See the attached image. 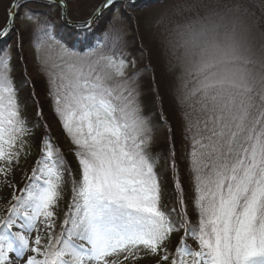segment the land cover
<instances>
[{
  "label": "snow or ice",
  "instance_id": "snow-or-ice-1",
  "mask_svg": "<svg viewBox=\"0 0 264 264\" xmlns=\"http://www.w3.org/2000/svg\"><path fill=\"white\" fill-rule=\"evenodd\" d=\"M134 7V0H105L77 28H89L103 9L122 14L115 19ZM39 15L29 9L25 18ZM156 23L176 60L170 70L180 69L175 98L191 144L188 174L197 224L187 219V191L179 170L172 171L174 148L166 159L154 154L155 131L165 119L148 107L144 74H126L125 59L96 53L107 33L103 42L89 45V36L76 32L71 39L81 41L82 52L55 37L47 21L38 22L34 35L53 42L48 47L57 52L59 63L45 61L43 67L77 171L45 132L20 194L5 181L12 194L0 220V264H124L146 256L158 257L154 264H264V3L169 0ZM9 31L6 26L0 37ZM11 59L10 48L0 49V161L8 165L19 162L20 149L35 140V123L29 126L10 76ZM157 98L162 108L158 87L152 103ZM36 104L39 118L43 111ZM0 174L7 170L0 167ZM166 182L173 205L162 208ZM68 185L71 203L57 234L55 210ZM180 231L169 256L171 236ZM189 238L198 250L186 243Z\"/></svg>",
  "mask_w": 264,
  "mask_h": 264
},
{
  "label": "rangeland",
  "instance_id": "rangeland-1",
  "mask_svg": "<svg viewBox=\"0 0 264 264\" xmlns=\"http://www.w3.org/2000/svg\"><path fill=\"white\" fill-rule=\"evenodd\" d=\"M14 0H0V31H2L8 23V10ZM67 5V15L71 22H84L88 20L93 12L98 9L105 0H63ZM169 0H165V3H159L158 0H141L135 2L134 8H128L127 14L123 15V18L119 17L122 14L116 13L112 9L105 10L94 25L88 29H83L85 34L90 36L95 30H98V34L92 36L94 40L90 43L95 42L96 39H100L103 42L104 34L107 33L109 40L103 42V46L97 48L95 51L97 54L103 53L110 55L113 59L119 62L120 59H125L127 62L126 74H131L132 72L140 71L144 74L150 73L151 69L148 68V60L153 54L155 45L163 43V28L157 25L156 21L159 19L164 8L167 7ZM256 3H264V0H255ZM22 6L18 8V13L16 19L13 23L14 29L9 31V34L0 39V43L5 44L3 49L11 50V73H15L16 66L18 63L21 64V72L24 73V82H22V91L18 90V97L24 101V105L41 102L46 104V113H43L42 117H39L38 125L41 126L42 131L48 132V135L54 140L57 145L61 148L67 157H71L73 161L74 172L77 171V164L74 156L67 154V149L70 145V141L65 136L62 127L60 126L58 120L56 119L55 113L52 110V98L49 94V85L47 78V71L43 67L45 61L51 65L52 63H59L57 60V52L55 47H48L51 41H42L37 36L34 35V31L38 26V22L47 21L52 25L53 35L57 38L65 39L69 45H74L77 50L85 51L82 46L79 47L81 42L79 39L73 41L70 36L62 33L61 28L63 24L61 22V8L56 5H51L43 2H26L21 4ZM33 10L36 13H40L38 20H28L25 18V13L27 10ZM96 24V25H95ZM96 32V31H95ZM11 38V39H10ZM133 38H138L140 41L138 44ZM10 39V40H9ZM9 40V41H8ZM78 43V44H77ZM37 44L40 46L37 47ZM164 46V44H163ZM163 46H161L163 48ZM176 60L172 56L171 52L166 51L163 56L162 69L168 77V87L171 93V101L176 103L175 92L179 85V80L177 77L180 74V69L178 67L170 70L171 65L175 64ZM145 68L147 71L145 72ZM13 81V80H12ZM36 82V83H35ZM37 84L39 88L41 83L45 85L44 92H42L45 97L39 95L38 99L34 97L32 91V85ZM14 84V83H13ZM142 90L143 83L141 81ZM39 92V91H38ZM144 93V91H143ZM40 94V92L38 93ZM145 95V93H144ZM169 100H167L168 103ZM149 106V105H148ZM170 111V109H168ZM168 111V112H169ZM28 116V115H27ZM29 118V116H28ZM33 118H36L34 115ZM45 121V123L42 121ZM29 118V123H30ZM47 125V127H44ZM35 140H29L28 143L20 149V159L19 162H13L8 165L4 161H0V167L7 170V175L0 174V220H2L6 213H8V208L11 206V194L12 188L8 187L5 183L7 180L9 184L13 185L19 195V190L24 187L27 183V178L31 175L32 167L36 159L39 158V144L36 143L37 136L33 132ZM164 131L158 129L155 131V142L153 146L160 144V141L164 138ZM47 139L48 137H43ZM19 148V145H17ZM27 153V154H26ZM10 169V170H9ZM187 186L191 187L190 178L187 180ZM191 190L187 192V201H191L192 194ZM65 194V188L63 189V195ZM173 201L165 196L164 191L161 198V207H171ZM55 217V229L54 231L59 234L61 231L62 221L67 213L64 208L63 198L61 199L58 207L56 208ZM39 234L46 241V233L42 224H39ZM16 229H13L15 231ZM36 232L32 233V238L34 239ZM183 236V231L179 233H173L168 246L169 256L173 255L175 252V247L177 246L180 237ZM186 243L193 249L198 250V246L194 240L189 238ZM158 257L146 256L140 259L138 262L135 260L124 261V264H154V261ZM190 259V258H189ZM161 264H164L161 261Z\"/></svg>",
  "mask_w": 264,
  "mask_h": 264
},
{
  "label": "trees",
  "instance_id": "trees-1",
  "mask_svg": "<svg viewBox=\"0 0 264 264\" xmlns=\"http://www.w3.org/2000/svg\"><path fill=\"white\" fill-rule=\"evenodd\" d=\"M38 3V2H35ZM62 22V21H61ZM63 24V23H62ZM96 25V24H95ZM62 33H64L67 36L73 37L76 32H81L83 34V30H79L76 28H69L63 24V27L61 28ZM96 31V32H95ZM94 33H91V35L94 37V35L98 34V30H95ZM88 35V34H86ZM89 36V40L86 42L90 45V43L94 40V38H91L92 36ZM134 41L137 42V44L140 42L138 41V38H133ZM78 44V43H77ZM164 41L162 44H156L153 54L148 60L149 66L148 68L151 69L150 73L145 74L142 83H143V91L145 93V96L148 98L147 103L149 109H151L155 115V113L159 112L161 117L165 119V122L160 124V126L156 129H161L164 131V138L160 141V144L153 146L154 148V154L163 156L165 159L167 158V153L173 150L175 151L176 155V168L172 169V171H178V177L181 182V184L184 186L185 190L188 192L191 190V187L187 186V180L189 178L188 174V166H189V158L188 153L191 151V144L187 142L184 138V130L182 128V113L177 107V104L171 101V93L169 92L168 87V77L164 73V70L162 69V61L163 56L166 52L165 47L163 46ZM3 43H0V49L4 48ZM79 47H81V42L78 44ZM163 46V48L161 47ZM20 66H16L15 73L12 74L11 79L13 80L14 86L19 90L22 91V82H24V73L21 72V64ZM154 77V79H153ZM149 81H151V87H149ZM36 83V82H35ZM32 85V91L34 94V97L38 99V96L41 95L45 97V95L42 93L44 92L45 85L41 83V87L37 84ZM160 88L161 94L163 96V102H162V108H161V101L159 98L156 99L155 103H152V94L155 92L156 88ZM40 94H38L39 92ZM167 100L168 103H167ZM35 104L31 102L28 105H26V113L29 116L30 123L29 126H32V123H35V127L33 128V132L37 136L36 143L39 144L41 137L43 136L44 132L42 131L41 126L38 125L39 118H33L35 115L36 107ZM39 107L42 109L43 113H46V104H43L39 102ZM170 109V111L168 110ZM169 111V112H168ZM42 121L45 123V121L42 119ZM69 163L72 166V169L74 168L73 161L71 157H67ZM169 177H171V173L169 174ZM70 188L71 186L68 185L65 187V194L63 195V204L65 211H68V205L71 203V195H70ZM164 194L170 201H173V196L171 193V188L168 186L167 182L164 186ZM191 193V191H190ZM192 194V193H191ZM187 211L188 216L187 219L193 224L194 226L198 222V215L195 212V210L192 207L191 201H187ZM8 213H6L7 215ZM5 215V216H6Z\"/></svg>",
  "mask_w": 264,
  "mask_h": 264
},
{
  "label": "water",
  "instance_id": "water-1",
  "mask_svg": "<svg viewBox=\"0 0 264 264\" xmlns=\"http://www.w3.org/2000/svg\"><path fill=\"white\" fill-rule=\"evenodd\" d=\"M139 1H141V0H134V3L135 2H139ZM20 3V4H23V3H26V2H44V3H47V4H49V0H14L13 2H12V4L13 3ZM12 4H11V6H10V8H12ZM51 4H53V5H56V6H59L60 8H61V20H62V22L64 23V25L65 26H67V27H69V28H77V25L78 24H80V23H78V22H71L70 21V19L68 18V15H67V5H66V3L63 1V5H61L60 3H51ZM104 5V3L99 7V8H101L102 6ZM64 6H66V9H65V7ZM105 10H107V9H103L101 12H100V14H99V17H100V15L105 11ZM9 11V10H8ZM12 11L14 12V16L12 17V18H8V23H7V28L10 30V31H12L13 29H14V26H13V23H14V21H15V19H16V16H17V13H18V8H12ZM65 12H66V14H65ZM8 17H9V15H8ZM90 19V18H89ZM88 19V20H89ZM96 20H98V18L96 19ZM96 20L94 21V23L96 22ZM87 21V20H86ZM94 23H92L91 24V26L90 27H92L93 25H94ZM5 26V27H6ZM89 27V28H90ZM5 29V28H4ZM3 29V30H4ZM77 29H79V28H77ZM86 29H88V28H86ZM79 30H83V29H79ZM2 37H0V39H1ZM11 39V38H10ZM9 39V40H10ZM8 40V41H9Z\"/></svg>",
  "mask_w": 264,
  "mask_h": 264
},
{
  "label": "bare ground",
  "instance_id": "bare-ground-1",
  "mask_svg": "<svg viewBox=\"0 0 264 264\" xmlns=\"http://www.w3.org/2000/svg\"><path fill=\"white\" fill-rule=\"evenodd\" d=\"M141 264V263H140Z\"/></svg>",
  "mask_w": 264,
  "mask_h": 264
}]
</instances>
